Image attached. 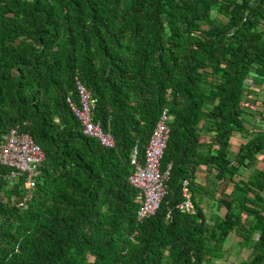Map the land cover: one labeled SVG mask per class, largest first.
<instances>
[{
    "label": "trees",
    "instance_id": "trees-1",
    "mask_svg": "<svg viewBox=\"0 0 264 264\" xmlns=\"http://www.w3.org/2000/svg\"><path fill=\"white\" fill-rule=\"evenodd\" d=\"M251 76L264 80V0H0V136L19 125L43 152L26 198L0 165V264H213L237 242L252 252L237 264H264V154L243 174L264 151L244 118ZM75 80L112 147L82 133ZM163 107L170 168L138 220L128 157L141 161ZM199 165L224 185L220 215L200 206ZM184 180L191 210L177 207Z\"/></svg>",
    "mask_w": 264,
    "mask_h": 264
},
{
    "label": "built area",
    "instance_id": "built-area-1",
    "mask_svg": "<svg viewBox=\"0 0 264 264\" xmlns=\"http://www.w3.org/2000/svg\"><path fill=\"white\" fill-rule=\"evenodd\" d=\"M247 88L255 86L253 77H247L243 81ZM74 88L76 101L66 98L67 105L81 126L84 135L92 137L101 146L112 147L113 138L108 132L101 130L99 124L92 119V110L96 98L87 89L75 80ZM244 106L254 108L252 103L243 102ZM169 115L166 107H163L145 144L141 161L138 159L137 150L133 147L129 153L128 162L130 171L127 174V182L136 189L135 201L138 206L135 216L138 220L145 219L154 214L164 194V181L168 176L170 165L160 168V159L165 148L169 127ZM0 165L7 168L4 178L12 182L22 177V182L27 189L24 195H29L40 173L43 152L32 140L29 134L24 132L19 125H14L0 136ZM186 181L182 182L183 200L177 204L180 210H191L192 203L190 193L186 189ZM18 206L23 205V199L19 200Z\"/></svg>",
    "mask_w": 264,
    "mask_h": 264
},
{
    "label": "crops",
    "instance_id": "crops-1",
    "mask_svg": "<svg viewBox=\"0 0 264 264\" xmlns=\"http://www.w3.org/2000/svg\"><path fill=\"white\" fill-rule=\"evenodd\" d=\"M255 86L253 88H249V92L247 96L245 97V102L252 103L254 105V108L252 111L250 108V111L252 113H246L244 118L246 119L248 124V127L250 129H253V132L255 133L257 130H263L264 129V80H256L254 81ZM248 109V110H249ZM210 134L205 133L203 135L202 140H205V142L209 141ZM249 137V134H245V138ZM242 135L235 134L232 136L231 145L232 150H235L236 147L239 145V143L242 141ZM216 145H213L212 148H215ZM205 148H203L201 153H205ZM264 151H261L260 153L256 154V159L252 166L248 169H245L244 175L246 176L252 169L254 168H261L262 167V157H263ZM213 172H208V169L204 165H199L198 170L196 171V178L195 181L203 186L201 192V204L205 205L206 207L203 208L204 214L209 217L212 215H220L222 213V208L219 207V203H217V198L220 195V190L224 187L223 183L220 185L218 184L217 180L214 178ZM224 191H228L229 187L228 185L225 186ZM230 243L237 242L236 239L232 237L229 239ZM229 243V242H228ZM238 246H233L230 248L228 253H226L225 257L220 260H215L213 264H237L243 260H246V258H249L251 256V250L247 248L246 245H241L239 242ZM235 253V254H233ZM239 257V260H236V258Z\"/></svg>",
    "mask_w": 264,
    "mask_h": 264
},
{
    "label": "rangeland",
    "instance_id": "rangeland-1",
    "mask_svg": "<svg viewBox=\"0 0 264 264\" xmlns=\"http://www.w3.org/2000/svg\"><path fill=\"white\" fill-rule=\"evenodd\" d=\"M196 196L198 197V195L197 194H195L194 195V199L197 201L198 200V198H196ZM200 206L202 207V208H204V207H206V204L205 205H203V204H200ZM236 241H237V239H236ZM238 246V245H237ZM229 251V250H228ZM233 254H235V253H233ZM236 260H239V257H237L236 258Z\"/></svg>",
    "mask_w": 264,
    "mask_h": 264
}]
</instances>
